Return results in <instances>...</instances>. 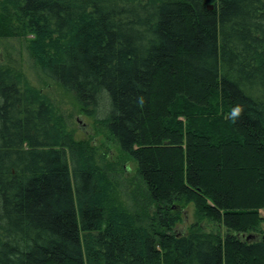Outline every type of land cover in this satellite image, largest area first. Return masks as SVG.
I'll use <instances>...</instances> for the list:
<instances>
[{
	"label": "trees",
	"instance_id": "16d2710c",
	"mask_svg": "<svg viewBox=\"0 0 264 264\" xmlns=\"http://www.w3.org/2000/svg\"><path fill=\"white\" fill-rule=\"evenodd\" d=\"M15 36L136 162L147 202L0 65V264H264V0H0Z\"/></svg>",
	"mask_w": 264,
	"mask_h": 264
},
{
	"label": "rangeland",
	"instance_id": "374dc122",
	"mask_svg": "<svg viewBox=\"0 0 264 264\" xmlns=\"http://www.w3.org/2000/svg\"><path fill=\"white\" fill-rule=\"evenodd\" d=\"M0 65L20 71L25 79L38 88L64 116L76 139L89 140L98 148V160L112 168V173H115L113 178L118 180L120 196L125 203L133 204L135 199L140 203L147 202L146 188L137 173L136 162L120 150L109 132L99 125L94 117L81 111L73 93L62 89L43 73L31 55L25 38L17 36L0 38ZM183 217L177 229L186 232L196 220L193 204L185 207ZM204 227L210 230L212 225L205 221Z\"/></svg>",
	"mask_w": 264,
	"mask_h": 264
},
{
	"label": "clouds",
	"instance_id": "9594fccd",
	"mask_svg": "<svg viewBox=\"0 0 264 264\" xmlns=\"http://www.w3.org/2000/svg\"><path fill=\"white\" fill-rule=\"evenodd\" d=\"M243 112V107L241 105H236L234 108L231 110V118L235 120L238 118Z\"/></svg>",
	"mask_w": 264,
	"mask_h": 264
},
{
	"label": "water",
	"instance_id": "95a60500",
	"mask_svg": "<svg viewBox=\"0 0 264 264\" xmlns=\"http://www.w3.org/2000/svg\"><path fill=\"white\" fill-rule=\"evenodd\" d=\"M208 8L212 9L213 6H212V5H209ZM253 237H254V235H249V236H248V238H253Z\"/></svg>",
	"mask_w": 264,
	"mask_h": 264
}]
</instances>
